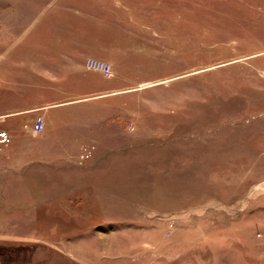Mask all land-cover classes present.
I'll list each match as a JSON object with an SVG mask.
<instances>
[{"label": "rangeland", "instance_id": "obj_1", "mask_svg": "<svg viewBox=\"0 0 264 264\" xmlns=\"http://www.w3.org/2000/svg\"><path fill=\"white\" fill-rule=\"evenodd\" d=\"M0 116V264H264V0H0Z\"/></svg>", "mask_w": 264, "mask_h": 264}, {"label": "crops", "instance_id": "obj_2", "mask_svg": "<svg viewBox=\"0 0 264 264\" xmlns=\"http://www.w3.org/2000/svg\"><path fill=\"white\" fill-rule=\"evenodd\" d=\"M24 112L25 110H18V111L16 110V111H13L12 113H9L10 115H8V117H13V116L15 117L20 114H23ZM5 121L0 122V124ZM12 125L10 126V128L0 126L2 128L7 129L12 136L11 142L6 145L1 146L2 148H0V150H3V151L8 150L10 152L8 154H10L9 156L13 160V163L23 164L22 160L27 161L28 159L26 158L28 156H32V155L34 156L33 153L30 154L31 152L29 150V147L31 146L29 144H31L30 142H33V139H31L32 138L31 134H29V131H31L32 129L30 128L29 130V128H27L28 125L26 126V124L24 123L23 125L20 124V127H17V129L14 130V126L12 128ZM51 129L48 128L47 123H46L43 133L39 135L38 138H36L37 140L35 144V155L37 157V162L39 161L43 164L46 162V159L50 157H57V156L67 157L70 154L75 155L76 152H77V161L82 162L84 159L87 158V157L86 158L81 157L83 152L80 154L78 153V148L80 144L78 145L77 142L76 143L72 142V144L64 145L63 147H61L59 154L56 155L57 153V148L55 146L56 141L51 140L52 138H48ZM9 167L10 166H6L5 168L0 169V173H2L3 171L9 170Z\"/></svg>", "mask_w": 264, "mask_h": 264}, {"label": "built area", "instance_id": "obj_3", "mask_svg": "<svg viewBox=\"0 0 264 264\" xmlns=\"http://www.w3.org/2000/svg\"><path fill=\"white\" fill-rule=\"evenodd\" d=\"M88 66L96 68V69H100L108 76L112 75L111 65L107 62L89 59L88 60ZM1 118H2V116H0V122H2ZM43 127H44V117L42 114H39L37 116L35 122H34V128H35V130L39 131ZM11 140H12V136H11L10 132L5 128L0 127V147H1V145H5V144L10 143ZM89 156H90V152H88V151L81 155L82 158H86Z\"/></svg>", "mask_w": 264, "mask_h": 264}, {"label": "trees", "instance_id": "obj_4", "mask_svg": "<svg viewBox=\"0 0 264 264\" xmlns=\"http://www.w3.org/2000/svg\"><path fill=\"white\" fill-rule=\"evenodd\" d=\"M15 249L9 246H2L0 245V253H2L3 255H6L8 257H14L16 252H14Z\"/></svg>", "mask_w": 264, "mask_h": 264}]
</instances>
